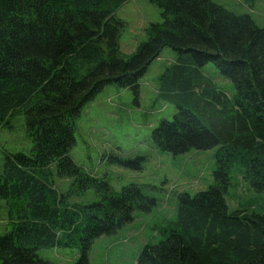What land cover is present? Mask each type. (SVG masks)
I'll list each match as a JSON object with an SVG mask.
<instances>
[{"label": "trees", "instance_id": "16d2710c", "mask_svg": "<svg viewBox=\"0 0 264 264\" xmlns=\"http://www.w3.org/2000/svg\"><path fill=\"white\" fill-rule=\"evenodd\" d=\"M148 1L161 21L145 27V40L126 56L115 14L128 0H0V128L23 117L31 142L28 153L6 154L0 168V264H54L37 255L50 248L77 249L74 264H90L96 239L156 207L142 186L113 191L68 152L86 103L112 84L136 102L140 78L166 47L177 58L159 77L158 93L176 112L152 130V144L173 156L217 148V168L206 190L178 195L165 238L145 245L137 264H264V213L230 210L225 198L234 165L264 192V27L211 0ZM209 63L230 81L233 97L203 75ZM111 159L143 168L142 157ZM53 170L73 179L69 192L56 190ZM88 190L96 201L70 202Z\"/></svg>", "mask_w": 264, "mask_h": 264}, {"label": "rangeland", "instance_id": "374dc122", "mask_svg": "<svg viewBox=\"0 0 264 264\" xmlns=\"http://www.w3.org/2000/svg\"><path fill=\"white\" fill-rule=\"evenodd\" d=\"M211 1L235 15H248L256 26L264 27L263 0H256L252 5L243 0ZM115 15L124 23L118 42L120 51L126 56L145 40V27L161 21L160 8L148 0H128ZM176 58L172 49H162L139 80L136 102L128 88L108 85L86 103L75 120V144L68 155L76 165L89 175L107 181L113 191L138 184L146 196L156 200L151 212L136 211L133 221L115 235L96 239L88 252L90 264H137L145 245L157 244L165 238L163 230L176 219L178 195H194L213 184L217 148L190 150L173 156L158 151L151 141L152 130L161 120H171L176 112L174 105L158 93L159 77ZM201 72L228 97H233L232 84L213 64H206ZM30 149L23 117L13 119L11 128H0V168L6 154L28 153ZM137 157L144 158L140 171L122 167L111 159ZM237 167L232 166L229 172L230 187L225 197L229 209L264 213V192H255ZM53 173L56 190L61 194L69 192L73 179H60L55 170ZM96 200L93 190L70 196V202L76 203ZM5 231L6 219L0 215V234ZM37 255L54 264H74L79 251L50 248L38 250Z\"/></svg>", "mask_w": 264, "mask_h": 264}]
</instances>
